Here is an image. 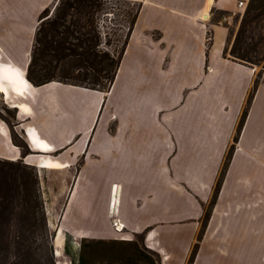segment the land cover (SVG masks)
Instances as JSON below:
<instances>
[{
  "label": "crops",
  "instance_id": "1",
  "mask_svg": "<svg viewBox=\"0 0 264 264\" xmlns=\"http://www.w3.org/2000/svg\"><path fill=\"white\" fill-rule=\"evenodd\" d=\"M58 1L0 0V68L18 71L25 81L8 100L26 107L15 109L31 152L23 157L0 121V159L66 178L78 165L59 216L60 228L76 242L132 241L146 231V247L163 264H175L176 243H184L186 264L257 74L224 57L228 28L224 44L207 51L208 29L224 26L212 25L210 13L234 11L239 0H122L141 9L108 92L26 82L40 14ZM127 58L133 68L111 101ZM165 79L181 86L169 121L161 122ZM34 140L48 149H37ZM46 159L65 167L44 168ZM89 173L96 182L82 185ZM263 244L264 70L194 264L204 254L214 264H264Z\"/></svg>",
  "mask_w": 264,
  "mask_h": 264
},
{
  "label": "trees",
  "instance_id": "2",
  "mask_svg": "<svg viewBox=\"0 0 264 264\" xmlns=\"http://www.w3.org/2000/svg\"><path fill=\"white\" fill-rule=\"evenodd\" d=\"M104 1L107 0H59L53 19L49 16L50 8L42 11L26 73L28 83L40 87L59 82L100 92L109 91L141 6L138 4V10L130 21L129 33L116 56L99 49L102 46L101 37L95 27V20L103 10ZM228 13L213 10V15L220 16L211 19L212 25L223 24L221 15L226 17ZM224 26L229 30L224 57L261 69L247 97L211 199L203 206L201 228L187 264L195 262L252 101L262 82L264 0L248 1L237 30H231L227 24ZM212 43L213 30L208 29L207 51ZM13 143L21 148L23 157L31 153L16 138H13ZM39 176L37 167L25 164L23 160L0 159V264H55L52 247L46 244L45 249L41 243L44 238L42 236L49 235V231ZM145 235L146 231L136 235L132 241L81 239L76 242L65 232L64 254L71 264H160V256L146 247Z\"/></svg>",
  "mask_w": 264,
  "mask_h": 264
},
{
  "label": "rangeland",
  "instance_id": "3",
  "mask_svg": "<svg viewBox=\"0 0 264 264\" xmlns=\"http://www.w3.org/2000/svg\"><path fill=\"white\" fill-rule=\"evenodd\" d=\"M55 7L56 5H53L50 7L49 16H51L52 19L54 18V15H55L54 13ZM137 10H138V4L134 2L122 1V0L104 1L103 10L97 14L96 20H95V27L97 28V31L99 32L100 37H101L102 46L101 48H99L100 50L108 51L111 54H114L117 56L118 52L122 48L123 43L125 42L126 36L129 33L130 21L133 18V16L136 14ZM242 14H243V11H240L238 8H236L234 11L229 12L226 15V17H223L221 15V19L223 22V24L222 23L221 24L222 25L227 24L231 30H237ZM210 15L212 19L214 17L220 16L217 14L213 15L212 13H210ZM211 29L213 30V38H214L211 50L212 52H214L215 49L221 47L222 44H224L227 28L224 26H217V28L212 26ZM154 35L155 37L157 36V34H154ZM131 68H133L132 61L130 58L129 59L127 58L125 64L122 67L123 69L122 75H121L119 84L117 85L118 91L116 90L115 95L111 99V101L116 100L119 97V95L123 93L124 84L127 80L126 77L130 75ZM253 68L256 70L257 73L261 69V67H258V66H254ZM161 74H162L161 78H164V72L161 71ZM167 80L168 79H165V82H161V89L165 88V90L161 93V111L158 112V116H157V118L158 117L160 118L161 122L169 121L168 120L169 114L167 113V111L172 110L170 108H172L176 98L178 97V92H177L178 87L181 86V84H179L178 81H176L177 79H173L172 81H169L166 83ZM6 84L10 85L9 82H6ZM11 92L15 93L9 88L6 94L0 93V121L6 124V126L9 128L11 136H12V140L13 138H16L17 141H19L22 145H24L27 148V144L25 143V136L23 134V126L21 124V120L17 113L18 110L15 109L16 108L14 107L15 104L13 105L11 100H8L10 98ZM2 94L5 95L6 100L3 99ZM108 102L109 100L107 101V105H108ZM160 113H161V116H160ZM106 115H107V112H105L104 110L103 115L100 119L99 125H101L102 123H105ZM79 164H81V162H79ZM77 166L78 165H75L73 171L71 172V175L70 176L68 175L67 178L62 173L42 172V171L40 173V170L37 168L39 171V175H40L39 176L40 177V189H41V194H42V198L44 201V208H45V213L47 216L48 231H49V235L42 236L44 238L41 243L44 244L45 249H46V244H49V246H51L53 249V253L55 249L53 238L55 237L56 230L60 228L59 216L61 214L62 209L67 203V195L69 192V187L75 178ZM87 166H88V172H90V171H93L95 165L88 164ZM94 182H96V180L93 178L91 173L85 174V177L82 178L81 180V184L86 185V186L91 185ZM186 206L187 205L184 204L182 207L184 208ZM201 219H200V228H201ZM208 224H209V221H208ZM208 224H207V227H208ZM207 227L203 235V238L206 235ZM161 228H163L162 230V234H163L165 232L166 227L161 226ZM64 236H65V233H64ZM182 237L185 238L184 236ZM202 240L199 244L197 255L199 254ZM176 244L179 247V255L177 256L175 264H181L183 261V255H184V252L182 249L185 244L184 243H176ZM62 254L63 256L61 255L60 258H56L54 256L55 263L58 262L59 264H71L69 258H67L66 255L64 254V249H63ZM159 258H160V264H163L162 258L161 257ZM215 261L216 259H214L213 256L207 257L206 254H204L199 264H214Z\"/></svg>",
  "mask_w": 264,
  "mask_h": 264
},
{
  "label": "bare ground",
  "instance_id": "4",
  "mask_svg": "<svg viewBox=\"0 0 264 264\" xmlns=\"http://www.w3.org/2000/svg\"><path fill=\"white\" fill-rule=\"evenodd\" d=\"M208 14H206V17L204 19H208ZM6 82H9L10 85H7ZM25 81L22 79V77L20 76V74L18 73V71L16 70H8L5 68H0V93H7L8 89L10 88V90H12L13 92L16 93H20L21 92V86ZM14 107L21 109V110H25L26 107L20 103L15 104ZM35 139V138H34ZM35 141V147L37 149L40 150H44L46 151L48 149V145L42 141ZM43 160V159H42ZM42 166L44 168H56V169H60V168H64L65 166L61 165L60 163H58L57 161H52V160H48L46 159L43 163ZM115 204V203H113ZM119 229L118 230H122V225H118ZM54 239V238H53ZM64 232L61 228L56 230V234H55V239L54 241V246H55V256L57 258H60L61 255L63 256V249H64Z\"/></svg>",
  "mask_w": 264,
  "mask_h": 264
},
{
  "label": "built area",
  "instance_id": "5",
  "mask_svg": "<svg viewBox=\"0 0 264 264\" xmlns=\"http://www.w3.org/2000/svg\"><path fill=\"white\" fill-rule=\"evenodd\" d=\"M247 4H248V2L246 0H239L238 4H237V8L240 11H244L246 6H247ZM118 223H119V221L116 218H114L113 219V225L115 226V229H119Z\"/></svg>",
  "mask_w": 264,
  "mask_h": 264
},
{
  "label": "water",
  "instance_id": "6",
  "mask_svg": "<svg viewBox=\"0 0 264 264\" xmlns=\"http://www.w3.org/2000/svg\"><path fill=\"white\" fill-rule=\"evenodd\" d=\"M54 239H55V237H54ZM55 252H56V250L54 249V256H55ZM56 257V256H55ZM57 258V257H56ZM55 264H59L58 262H56Z\"/></svg>",
  "mask_w": 264,
  "mask_h": 264
}]
</instances>
